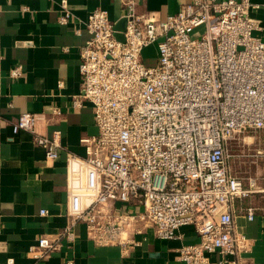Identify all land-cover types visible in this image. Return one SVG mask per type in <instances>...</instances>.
Masks as SVG:
<instances>
[{
  "label": "built area",
  "instance_id": "built-area-1",
  "mask_svg": "<svg viewBox=\"0 0 264 264\" xmlns=\"http://www.w3.org/2000/svg\"><path fill=\"white\" fill-rule=\"evenodd\" d=\"M138 1L146 0H120L123 42L105 10H93L85 22L82 90L73 106L91 103L97 133L79 140L82 158L66 156L67 216L84 224L94 244L123 255L146 228L174 240L180 228L192 226L199 241L179 248L180 262L207 264L217 254V264H243L250 245L234 219L243 211L252 221L254 209L236 204L264 187L250 181L244 188L229 173L226 154L236 135L264 132V21L250 17V0H188L164 19L137 15ZM60 8L58 23L68 25L67 0ZM153 45L156 62L148 67L142 52ZM21 75L20 67L10 73ZM42 120L21 114L12 132L31 134L54 162L61 135L40 134ZM71 237L68 228L55 239L42 236L29 253L47 258Z\"/></svg>",
  "mask_w": 264,
  "mask_h": 264
},
{
  "label": "crops",
  "instance_id": "crops-1",
  "mask_svg": "<svg viewBox=\"0 0 264 264\" xmlns=\"http://www.w3.org/2000/svg\"><path fill=\"white\" fill-rule=\"evenodd\" d=\"M60 1L0 0V264H183L179 248L199 241L192 226L180 228V238L174 240H161L146 228L135 236L138 245L123 255L118 247L94 244L84 224H71L67 216L66 156L82 158L79 140L97 133L91 103L73 106L82 90L80 49L89 38L85 22L97 8L105 10L114 25L124 12L120 0H67L72 20L62 26ZM250 1L255 6L250 17L264 21V0ZM186 3L138 1L135 12L164 19ZM19 67L22 75L12 78L11 71ZM55 110L61 114L55 115ZM24 113L43 117L37 127L40 134L60 133L63 148L56 161L46 159L31 134H13L12 124ZM249 207L254 209L252 221L243 211L234 219L237 233L250 245L242 262L264 264V207ZM66 228L71 239L62 238L47 258L35 259L29 253L42 236L55 239ZM219 259L208 255L207 264Z\"/></svg>",
  "mask_w": 264,
  "mask_h": 264
},
{
  "label": "rangeland",
  "instance_id": "rangeland-1",
  "mask_svg": "<svg viewBox=\"0 0 264 264\" xmlns=\"http://www.w3.org/2000/svg\"><path fill=\"white\" fill-rule=\"evenodd\" d=\"M152 53L149 54V51ZM143 63L150 67L156 62L155 45L145 48L142 52ZM261 152V155H257ZM226 166L229 173L241 180L244 188H247L250 181L255 187H264V132L246 131L236 135L228 142L226 154ZM237 208H248L256 206L264 207V193H257L249 198L237 202Z\"/></svg>",
  "mask_w": 264,
  "mask_h": 264
},
{
  "label": "water",
  "instance_id": "water-1",
  "mask_svg": "<svg viewBox=\"0 0 264 264\" xmlns=\"http://www.w3.org/2000/svg\"><path fill=\"white\" fill-rule=\"evenodd\" d=\"M126 20L125 18L121 19L114 25L115 37L118 41L123 42L122 33L125 31Z\"/></svg>",
  "mask_w": 264,
  "mask_h": 264
}]
</instances>
